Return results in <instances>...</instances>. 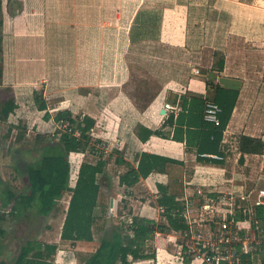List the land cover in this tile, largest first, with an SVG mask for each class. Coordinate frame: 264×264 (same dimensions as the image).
I'll return each instance as SVG.
<instances>
[{"label": "crops", "instance_id": "1", "mask_svg": "<svg viewBox=\"0 0 264 264\" xmlns=\"http://www.w3.org/2000/svg\"><path fill=\"white\" fill-rule=\"evenodd\" d=\"M259 1L2 0L0 95L6 96L0 97V110L6 99L16 103L6 117L0 112L2 165L10 159L4 154L13 151V145L16 149L26 147L24 140L34 128L37 137L45 134L43 129L53 122L54 115L69 109L95 120L93 136L104 146L105 166L97 175L100 192L95 212L99 215L109 208L108 212L117 216L123 212L120 203L131 200L129 215L158 219L163 210L156 202L158 183L167 185L180 200L185 197L181 195L187 178L195 184L220 180L216 174L203 173L201 166L224 165L240 153L241 135L260 137L264 142V2ZM144 22L155 24L156 29L147 32ZM116 25L124 31H117ZM208 40L215 45L207 46L206 55H198ZM142 41L195 52L200 63L191 65L183 78H179L182 67L170 65L168 71H176L179 77H170L140 108L124 89L127 65H120L121 79H114L110 58L114 52L123 56L130 45ZM81 88L87 91L65 96L62 105L57 102L65 93ZM217 88L223 90L219 102L228 106L232 102L231 114L221 130L220 125L210 123L199 127L205 100L214 99L220 105ZM36 89L43 92L46 110L34 103L31 93ZM194 99H200L202 107L194 108ZM46 111L48 119L44 117ZM141 126L152 130L145 140L139 136ZM27 147L32 149V144ZM141 152L176 162H167L133 185L120 184V176L137 167ZM204 154L222 158L211 159ZM84 156V152L69 154L71 162L80 157L78 166ZM239 161L244 160L241 157ZM223 188L219 185L218 190ZM171 237L169 234L170 245ZM168 244L156 247L155 264H167L162 253L167 252Z\"/></svg>", "mask_w": 264, "mask_h": 264}, {"label": "trees", "instance_id": "2", "mask_svg": "<svg viewBox=\"0 0 264 264\" xmlns=\"http://www.w3.org/2000/svg\"><path fill=\"white\" fill-rule=\"evenodd\" d=\"M222 64L223 59L221 58L219 68L222 67ZM216 91L218 92L216 99L219 102L220 99L218 98L220 96L222 99L223 90L217 88ZM33 92V100L38 109L46 110L47 102L42 90L36 89ZM193 102H195L194 108L202 107L200 99H194ZM219 103L222 106V112L220 113L221 124L218 130H221L231 114L232 102L229 106L225 105L226 102L223 101ZM15 106L14 99H6L0 110L1 115L6 117ZM44 117L50 118L49 112L46 111ZM202 117L203 111L201 112L199 127L207 123L202 121ZM54 120L68 121L78 131V136L62 131L58 138L54 136V140L43 145L44 152L35 161L23 159L21 167L12 163L16 173L22 177L23 185L19 194L9 190L7 199L5 203H1V206L2 208L8 206V211L12 213L18 210L25 211L35 205L39 214L47 215L55 208L58 201L67 195L69 199L60 230V238L72 242L92 241L94 225L98 218L95 209L98 205L100 192V182L97 175L103 171L105 160L98 155L93 159L82 160L76 170V175L72 178V162L69 154L71 152L94 151V139L89 135V130L94 126L95 120L88 115L73 114L69 109L59 110L54 115ZM212 130L215 131V128ZM143 131L144 133H142ZM151 134L152 130L141 126L139 136L142 140ZM239 148L242 153H258L264 148V143L261 138L241 135ZM167 162H176V160L141 152L138 156L137 167L128 168L120 176L119 182L120 184L133 185L141 177H147L152 171L161 170ZM157 187L159 195L156 202L163 208L161 212L163 219L156 220L132 214L131 221L126 223L121 218L114 217L111 228L104 232L94 250L80 264H132V261L136 260H148L155 264V251L144 252L143 245L152 240L154 249L166 247L169 233L184 230L186 227L182 216L183 203L176 199V195L169 191L167 185L158 183ZM239 214L238 216H241V222L244 226L251 225V228L254 229V221H256L260 228H255V233L259 236L264 235V225L261 224L264 222V205H256L255 211L251 210L243 216L241 212ZM3 233L4 230L0 228V236ZM56 249V243L27 240L20 247L18 255L11 264H52V257ZM260 255H262L261 260L264 263V238L261 243L255 244L253 250L241 252V264H253L252 259ZM184 259L185 263L189 260L188 257Z\"/></svg>", "mask_w": 264, "mask_h": 264}, {"label": "rangeland", "instance_id": "3", "mask_svg": "<svg viewBox=\"0 0 264 264\" xmlns=\"http://www.w3.org/2000/svg\"><path fill=\"white\" fill-rule=\"evenodd\" d=\"M261 1L264 2V0ZM116 8L117 5H114L113 15H116ZM0 11V17L3 19L2 4ZM120 25L123 26V24ZM0 26H3V22ZM143 28L148 29L149 31L147 32H151L152 29H156L155 24L150 22H144ZM114 29L116 28L114 27ZM116 30L119 32L124 31L123 27L121 29L118 27ZM256 41H259V39ZM206 44L207 45L204 46V49H202V53H198V55H206L207 53L205 54L204 51L206 52V50H208L207 46L212 44L215 45V42L213 40H208ZM210 48L212 49L211 46ZM195 54V52L193 53L182 49H176L161 42L149 45L147 41L145 43L142 41L139 42L138 45H130L128 51L123 56L118 52H114L112 58H110V61L115 67L113 71L114 75L112 77H114V79H121L119 68L121 67L120 65L125 63L128 68V81L124 83V89L131 97L132 101L138 107L143 108L151 101L156 93L162 89V85L170 77H179L177 76L179 74H177L176 71H168L170 65H180L182 67V71H180L181 73L179 78H183L184 73L189 71V67L191 65H197L195 62L198 63L200 61ZM99 59L98 53V63L100 61ZM205 61H207V57L203 58V64L206 63ZM102 73L104 74L103 71ZM86 91L87 88H81L80 91L76 90L75 93L67 92L65 93L66 95H62L57 102L59 101L61 104V101L66 99L65 96L78 94L79 92L85 93ZM33 95L34 92L31 93V96ZM5 96L6 95L3 96V93L2 97L0 95L1 98H4ZM209 100L214 101V99ZM62 121L68 127L72 128L68 121ZM58 122L59 121L53 120L50 125L45 126L43 130L47 131H45V134L41 136L37 137L36 128L30 132L29 137L24 141L27 143V146L28 144H32V149L27 146L23 148L18 147L16 149L15 145H13L14 150H11L10 152L6 151L4 154L5 156H10V159L6 158L3 163L5 165H2L4 159H0L2 165H0V228L4 230L3 235L0 236V262L11 264L18 255L20 247L27 240H31L40 243L49 242L57 244L56 252L52 257V264H80L94 250L104 232L111 228L114 223V217H119L126 223L131 221L130 216L132 214L129 215V210L133 208L131 200H127V202L122 201L120 206L123 209V212L117 216L108 212L111 210L109 208H105V210L101 211L100 215L95 212L98 216V220L94 225V237L92 241L72 242L60 238V230L69 199V196L67 195L63 196L58 201L55 208L47 215L39 214L35 205L25 211L18 210L12 213L8 211V206L6 208H2L1 203H5L8 191L12 190L14 193L19 194L21 186L23 185L22 177L16 173L12 163L21 167L23 159L33 162L39 158L40 154L44 152L43 145L41 144L48 143L54 140V136L58 137L60 135ZM93 134L94 133L91 127L89 135L94 139V151L84 152L86 156H84L83 159H93L97 155L104 159V151L101 150V147L96 146L99 143V139L94 137ZM39 146L41 147L39 148ZM244 154L245 153L240 151V153L232 156V158L224 165L210 167L206 165L201 166V169L205 170L203 173H206V175L211 173L216 174L221 181L210 180L195 184L192 180L188 178L186 179L184 182L185 187L183 188L181 196H187L186 198H190L191 196V198H193L192 205L197 207V210H194L192 213L193 219L195 218L197 220H201V218L206 219L216 217L223 212L222 209L234 211L238 206H242L241 208H249L250 210L255 211L256 205H264L263 203H260L264 202V197L260 196V190L264 189V148L258 153H247L245 156ZM15 157L16 159H14ZM241 157L244 160L242 163L239 161ZM209 158L219 160L222 157L219 156V159L217 157ZM77 159H80V157H74V159H72V178L76 175L75 173L80 162ZM206 170H208V172ZM219 185H224V188L222 190H218ZM199 190L200 193L198 192ZM227 194H231V198L228 199L223 197V195ZM217 195L220 197L217 198ZM186 198L180 199L181 203L184 204ZM205 205L208 206V208H206ZM162 219L163 218L160 216L156 220ZM193 223L195 224L196 221L192 222V224ZM261 224L264 225V222ZM169 234H172L170 240L173 241L171 245L169 242L167 252L165 251L162 253V257L167 264H172V262H175V264L179 262V264H181L182 261L185 260V256L180 255V247H178L177 244L181 242V237L178 236L177 233H173V231ZM142 249L144 252L155 251L156 253L153 241L145 243ZM261 256L262 255L255 257L256 261L254 264H264L261 260ZM136 261H132V264H152L148 260H141L139 262Z\"/></svg>", "mask_w": 264, "mask_h": 264}, {"label": "built area", "instance_id": "4", "mask_svg": "<svg viewBox=\"0 0 264 264\" xmlns=\"http://www.w3.org/2000/svg\"><path fill=\"white\" fill-rule=\"evenodd\" d=\"M220 112L221 107L216 101L205 100L203 118L207 123L214 126L220 125ZM58 127L60 132H67L75 136L79 134L76 129L68 127L62 120L58 122ZM96 146L104 147L102 142ZM204 155L219 157L217 154ZM198 192L200 193V190ZM260 196L264 197V189L260 190ZM219 197L217 195V198ZM223 197L229 199L231 194L223 195ZM192 200L193 198L190 196L183 204L182 216L186 227L177 232L181 237V242L177 243L180 247V255L189 258L188 264H241V252L251 251L255 244L262 242L263 235L259 236L254 231L255 228H260L258 223L254 221V229L251 228V225L246 227L241 222V216H238L240 212L242 216L250 212L249 208L238 206L234 211L222 209L223 212L216 217L197 220L192 218L193 211L197 210V207L192 205ZM260 203L264 204V202ZM243 220L245 219L243 218ZM195 221L196 223L192 224Z\"/></svg>", "mask_w": 264, "mask_h": 264}, {"label": "water", "instance_id": "5", "mask_svg": "<svg viewBox=\"0 0 264 264\" xmlns=\"http://www.w3.org/2000/svg\"><path fill=\"white\" fill-rule=\"evenodd\" d=\"M163 111V110H162ZM0 264H6V263H4V262H0Z\"/></svg>", "mask_w": 264, "mask_h": 264}, {"label": "bare ground", "instance_id": "6", "mask_svg": "<svg viewBox=\"0 0 264 264\" xmlns=\"http://www.w3.org/2000/svg\"><path fill=\"white\" fill-rule=\"evenodd\" d=\"M67 203V202H66Z\"/></svg>", "mask_w": 264, "mask_h": 264}]
</instances>
